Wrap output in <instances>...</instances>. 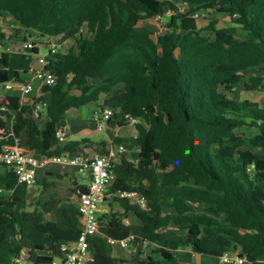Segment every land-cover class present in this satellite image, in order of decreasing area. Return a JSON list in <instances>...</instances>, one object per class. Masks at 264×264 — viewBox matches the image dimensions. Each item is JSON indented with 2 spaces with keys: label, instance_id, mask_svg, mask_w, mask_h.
<instances>
[{
  "label": "trees",
  "instance_id": "1",
  "mask_svg": "<svg viewBox=\"0 0 264 264\" xmlns=\"http://www.w3.org/2000/svg\"><path fill=\"white\" fill-rule=\"evenodd\" d=\"M208 11L229 16L234 25L212 20L199 27L198 15ZM0 13L37 39L83 25L93 34L76 38L61 59L47 64L57 81L47 87L43 129L29 116L30 107L8 97L16 112L12 133L20 138L27 132L30 151L39 157L75 152L85 140L62 145L59 123L104 93L114 91L110 105L124 106L139 120L140 164L116 166L109 193H137L144 206L113 198L121 211L102 214L99 233L87 237L90 264L176 263L187 246L218 258L240 249L244 264H264V100L235 98L240 85L264 92V75H248L264 67V0H0ZM158 16L166 23L157 34L143 23ZM9 58L0 52V86L11 82ZM0 127L7 129L1 113ZM159 167L172 169L161 174ZM27 194L4 166L0 264H15L22 251L33 264H52L82 233L77 205L61 204L50 221ZM129 215L139 230L125 225ZM171 224L184 233L161 232ZM110 240L142 241L144 247L130 244V258L116 257Z\"/></svg>",
  "mask_w": 264,
  "mask_h": 264
},
{
  "label": "crops",
  "instance_id": "2",
  "mask_svg": "<svg viewBox=\"0 0 264 264\" xmlns=\"http://www.w3.org/2000/svg\"><path fill=\"white\" fill-rule=\"evenodd\" d=\"M148 27V26H147ZM86 26H79L63 35L52 38L37 39L35 34H29L19 23L16 22L10 15L0 13V51L7 52L10 55V78L11 88L0 86V104L3 106L1 114L7 122V129L13 131L15 110L8 105V97H17L20 99V104L30 107L29 116L38 117L37 122L40 129H43L47 118L43 114L45 106L50 100L48 89L41 82L36 81L33 77V71L41 68L39 59L44 57L47 64L51 59H61L66 54L72 42L84 35ZM150 28V27H149ZM86 38V37H85ZM29 43H36L38 49L37 55H30L29 50L25 47ZM55 47V51L51 53V46ZM45 46L49 55H41L40 47ZM264 75V67L249 74ZM16 75H19L18 80H14ZM32 83L33 91L28 96H23L20 93L19 85ZM243 88L242 85L238 88ZM237 90V91H238ZM246 92V91H245ZM251 93V92H248ZM49 94V95H48ZM73 94H79L77 90H73ZM114 94V91L104 93L100 99L92 104L83 106L79 109H71L67 112L66 117L59 123L58 130L65 133L64 137L60 138L62 145H69L73 142L85 140L75 152H68L63 157L75 159L77 161L88 163L95 157L100 155L113 154L117 166L124 163H131L135 167L140 164L139 151L136 143V128L135 125L124 123L121 119L114 117L111 121L113 126L108 124L104 130L98 129V123L102 120L103 113L110 108H116L120 112L125 111L124 106L113 107L109 100ZM264 99V92L254 93ZM139 122V120H138ZM23 146L27 147V132H24L19 138ZM28 148V147H27ZM30 150V149H29ZM33 155L38 156L35 152L30 151ZM172 169L168 167L165 170ZM159 167L158 171L160 172ZM170 169V170H171ZM4 171V166L0 162V173ZM165 172V171H164ZM86 180V181H84ZM42 185L49 184L51 187L44 189L41 186H34L38 192L35 194L36 201L32 204L43 210L46 218L50 221L55 220L56 211L63 203H72L78 205L79 192L83 188H87L90 184V178L87 174V169H83L80 165H69L62 163H52L38 171L37 180ZM76 182L75 185L72 182ZM76 189V192H74ZM115 196L110 194L104 208L98 214L101 217L105 211L113 209L121 211L119 204L112 202ZM112 206V207H111ZM100 221V219H99ZM125 225L134 230L140 229L139 221L134 216H127ZM103 222L100 221V226ZM175 228H179L183 232H174ZM163 233L183 234L184 229L175 224L161 229ZM135 253L134 249L122 247L121 245L114 246V255L116 257H131ZM227 254L231 256H239L240 249L230 250ZM165 264H225L221 258L198 255L187 246L180 250L176 263Z\"/></svg>",
  "mask_w": 264,
  "mask_h": 264
},
{
  "label": "built area",
  "instance_id": "3",
  "mask_svg": "<svg viewBox=\"0 0 264 264\" xmlns=\"http://www.w3.org/2000/svg\"><path fill=\"white\" fill-rule=\"evenodd\" d=\"M156 21H162L163 18L158 16ZM164 29V28H163ZM28 50L33 49V43L25 46ZM51 53L55 51L52 45ZM41 68L33 71V77L36 81L41 82L44 86L49 87L56 83L57 75L46 69L47 62L44 57L39 59ZM11 88L10 85L6 86ZM20 93L23 96H28L33 91L32 83L20 84ZM117 117L121 121H127L135 125L138 119L133 118L126 112H120L116 108L107 109L102 116V120L98 123V129L104 130L107 128L109 122ZM59 138L64 137L65 133L58 130ZM0 162L17 177L18 186L29 191L34 187L37 180L38 171L47 167L52 163H62L69 165H80L83 169H91L90 184L85 192H79L78 209L81 214V229L82 233L79 240L70 245H64L62 251L64 258H58L52 264H90L93 258L88 249L87 237L99 233L100 221L98 214L104 208L108 201L109 188L114 180V168L117 166L113 154L100 155L95 157L92 161L85 163L79 162L68 157H39L33 155L29 148L23 146L19 138H15L13 133L6 128L0 127ZM114 196L120 198H129L132 201L140 203L144 206V199L139 197L134 192L119 191ZM108 211H105L107 213ZM113 246L121 245L122 247H129L131 240L115 241L110 240ZM221 260L225 264H244L247 262V257L243 255L231 256L224 254ZM15 264H33L30 261L27 251H22L21 254L15 258Z\"/></svg>",
  "mask_w": 264,
  "mask_h": 264
},
{
  "label": "rangeland",
  "instance_id": "4",
  "mask_svg": "<svg viewBox=\"0 0 264 264\" xmlns=\"http://www.w3.org/2000/svg\"><path fill=\"white\" fill-rule=\"evenodd\" d=\"M212 20L217 21L220 27H227V26L234 25L229 16L225 14H220L218 12L208 11V12H202L198 15V24H199V27L201 28H204ZM165 23H166V19H163L161 22L154 20L152 22L150 21L145 22L143 23V25L150 27L155 33L158 34L163 30V26L165 25ZM84 35L86 38H91L93 36V34L87 29V27L84 29ZM203 35H206V32H203ZM40 54L49 55V52L45 46L40 47ZM235 98L240 99V100H251L254 102H261L264 100L258 94L245 92L243 88H240L237 91V93L235 94ZM137 150L139 151L138 147H137ZM164 171L166 170L160 169L161 174H163ZM174 232H183V231H180L179 228H175Z\"/></svg>",
  "mask_w": 264,
  "mask_h": 264
},
{
  "label": "water",
  "instance_id": "5",
  "mask_svg": "<svg viewBox=\"0 0 264 264\" xmlns=\"http://www.w3.org/2000/svg\"><path fill=\"white\" fill-rule=\"evenodd\" d=\"M29 52H30V55H34L32 50H29ZM87 174H88V177L91 179V169L87 170ZM86 190H87V188H83L80 192H85ZM37 192H38V190L35 187L30 188L25 200H27L31 204H33L36 201L35 194ZM131 245L133 248H137V247L143 248L144 247V243L142 241L141 242L134 241ZM147 254H148V252H147Z\"/></svg>",
  "mask_w": 264,
  "mask_h": 264
}]
</instances>
